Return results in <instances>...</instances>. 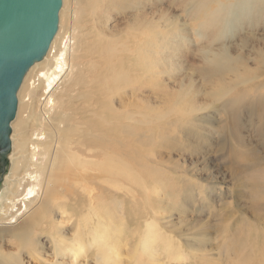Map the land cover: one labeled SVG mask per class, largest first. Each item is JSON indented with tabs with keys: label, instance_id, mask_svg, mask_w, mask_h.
Here are the masks:
<instances>
[{
	"label": "rangeland",
	"instance_id": "374dc122",
	"mask_svg": "<svg viewBox=\"0 0 264 264\" xmlns=\"http://www.w3.org/2000/svg\"><path fill=\"white\" fill-rule=\"evenodd\" d=\"M66 2L70 4L69 0ZM215 7V2L207 0H102L95 14L82 12L83 15L74 9L75 14L61 12L60 42L67 34L74 39L77 37L87 59H81L74 73L64 77L56 89L55 97L62 101L52 113L62 127L58 141L62 143L66 135L74 150H81V141L90 148L92 160L102 159L107 165H115L121 189L110 188L107 172H100L99 179L94 178L90 183L91 197L80 195L76 189L66 192L63 186H58L59 201L65 204L62 208H67L71 215L53 214L52 223L49 222L50 226L39 238L42 245L35 254L33 243L30 248L19 244L24 236L11 237L16 229L9 228L16 222L0 219V254H5L8 263L13 264L20 255L22 264H73L77 260L78 264H133L130 259L136 254L135 249H140L137 244L146 234L145 220H153L164 232L172 233L174 243L181 244L183 257L180 261L168 260V252L147 242V248L155 253L154 258L148 260L150 264H264V240L260 238L264 236V211L251 205V196L256 195L257 202L264 205V187L261 189L264 165H260L262 160L264 162V139L258 133L264 117L251 116L244 107L234 127L224 112L215 109L216 104L229 96H239L240 100L243 97L241 103L254 101L248 93L264 79V74L259 75L264 60V4L254 8L253 19H258L257 23L249 17L251 22L217 23L227 14L214 16ZM252 37L253 41L246 42ZM146 39H150L151 44L150 71L145 70L143 55L134 56L137 59L134 67L128 63L131 56L123 55L122 85L112 93L104 90L112 81L102 78L110 76V68L119 67L105 64L103 45L113 41L122 48L138 50ZM89 59L95 64L87 61ZM204 72L210 77H205ZM93 76L96 77L94 84L90 82ZM129 79L134 84H129ZM234 81H239L238 86L232 85ZM90 84L98 97L89 92L80 96ZM231 87L235 89L230 91ZM218 90L227 92V96H216ZM30 100L21 108L25 120L13 122V139L17 145L28 137L27 133L39 127L38 99L31 97ZM177 102L205 107L198 113L205 116L204 121L197 123L203 135L186 136L179 131V122L168 124L180 119V114L174 116L167 112L168 106ZM94 103L98 112L92 109ZM116 105V117L124 111L135 113V117L128 121L122 116L120 126L107 127L97 116H109L114 112L112 106ZM70 121L78 131L67 130L66 124ZM123 124L132 130L125 131ZM217 126H221V130ZM102 130L106 131L105 135L98 136ZM17 156L15 153L14 157ZM26 160L23 159L14 172V177L18 174L21 177L19 182L14 177L9 178L6 194H11V189L18 184L19 192H25L29 180L25 171H34V167L26 165ZM254 161L257 164L252 166L253 171L250 167L244 168L245 163ZM154 166L161 170L156 191L154 178L149 177ZM140 175L145 188L139 186ZM108 202L112 209L103 207ZM158 202L162 207L159 210ZM109 212L111 216L106 217ZM152 213L159 219H154ZM119 218H123L126 228L115 237L117 245L113 253L117 261L98 259L96 247L88 242L75 260L66 250L57 253L53 249L58 239L70 243L81 239L76 234L81 225L98 228L105 220L110 224ZM21 221L16 224L20 225ZM187 238L191 245L187 244Z\"/></svg>",
	"mask_w": 264,
	"mask_h": 264
},
{
	"label": "bare ground",
	"instance_id": "6f19581e",
	"mask_svg": "<svg viewBox=\"0 0 264 264\" xmlns=\"http://www.w3.org/2000/svg\"><path fill=\"white\" fill-rule=\"evenodd\" d=\"M66 1L68 0H63V5L59 12V26L61 25L60 15L62 11H67V12L69 11V14H75L73 12L74 10H77L81 13L83 12L84 14H90V13L95 14L98 10L97 7L100 1L102 0H69L70 1L69 5L67 4L68 2ZM207 1H213L216 3V7L212 10L214 16L220 17L223 13L227 14V17L225 19L224 18L219 19L217 20V23H240L241 20L242 23H245L246 21H249L248 17L252 19L254 18L253 17V15L255 14L254 8L260 4H264V0H224L226 1V3L221 0H207ZM251 21L252 20H250L249 22ZM257 21L258 19L257 20L255 19L253 23H257ZM59 26L56 35L54 36L51 42L50 48L46 56L41 61L35 63L30 67L28 73L26 74L18 90V107H17L16 115L10 123L12 132L10 134L11 150L8 155L9 170L4 175L3 184L0 189V202H1L0 219H6L7 223H12V224H14L15 222L18 223L19 219H22L20 225H17L15 223L13 227L11 226L12 228H9V229H16L14 232H12L11 237L17 234L18 237L24 236L22 242H19V244L26 245L28 248H30L29 247L30 243H33L34 247L32 248V250L34 251V254L37 251L36 250L37 247L40 248L42 245V241L39 238L45 234L46 229H48L47 228L48 225L50 226L49 222L52 223L51 220L53 214L57 213L61 215L63 214L71 215V213L67 211L68 210L67 208H62L65 206V204L61 202V200L59 201L58 186H63L66 192L72 193L76 189L80 195H83L84 197H91L92 188L90 187V183L94 180V178L96 180L99 179L98 175L100 174V172H107L109 175L106 177L109 179L108 182L110 188L115 189L116 191H119V189H121L120 178L119 179L116 178L119 177V173L115 165H113L112 163L111 166L107 165V163H105L102 159L99 160L94 158V160H92L90 157V148H88L87 145L81 143V141H79L80 143L79 147H81V150L78 149L74 150L69 146V142L67 136L65 135V132H64L65 138L63 142L61 143L58 141L62 127H60L59 124L55 121V118L53 117L52 113L55 111L56 108H59V106H61L62 101L55 97V92L56 89L58 88L59 83L64 79V77L73 74L74 71L77 69L75 65L78 62H80L81 59L85 58V56H83V44L77 39V37L74 39L73 35L67 34L60 42L61 39L60 37L62 36L59 34L60 32ZM223 26L224 25H222V27ZM197 34L200 35L199 31L197 32ZM253 39L254 37L250 38L246 42H251L253 41ZM149 43H150V39H146L145 41L142 42V47H140V49L138 50H135L131 47L122 48L121 45H118L116 42L113 41L103 45V48H105V52L103 53L105 64L119 67V68H115V67L110 68L109 70L110 76H108L107 78H102L103 80L112 81V85L109 86L106 84V88L104 90L110 91L112 93L114 89H116L119 85H122L121 82L124 80V77L122 75L120 67L123 66L124 64L123 63L124 60H122L123 55L127 56L128 54L131 56V57L128 56L129 58L128 63L131 64L133 67L137 61V59L134 58V56L143 55L145 59L144 61L145 70L146 72L150 71L149 69L151 67V61L149 59V53H150L151 44ZM87 61L92 63V65L95 64L93 60L89 59ZM259 71H260L259 75L260 73L262 75L264 74V60L259 67ZM215 72L222 73L223 71L221 72L220 70H216ZM204 75L205 77H210L208 72H204ZM214 75L218 76L220 74H214ZM95 81H96V77L95 76L91 77L90 82L94 84ZM129 84H134V82L131 79H129ZM238 84L239 81H234L232 83L234 87L238 86ZM234 87L229 88V90L231 91L232 89H235ZM252 88L253 89L251 93H248L249 94L248 97H250L254 101H249V103H241L243 97L240 100L239 96H237L236 98H232L231 96H229V98L225 100L222 99V101H220L219 104L215 105L216 111L224 112L227 115L226 117L229 119V122H232L231 124L234 127L238 122L239 112L244 107L247 108L249 115L251 116L258 115L260 119L262 118V115L264 117V79L258 81V83L255 84ZM85 92H89L91 94L96 95V92L93 91L92 84L88 86L87 91L85 90L84 92H81L80 96ZM221 92L222 90H218L216 96H221L225 94L227 96V92H223V93ZM31 97H36L38 99L37 100L38 102L36 104L37 107L36 113H37V121L39 123V127L34 129V131L27 133L26 135H28V137L23 139L20 145H17L15 144V140L13 139V133H14L13 122L19 121V119L22 121L25 120V118H22V116L24 115H23V110H21V108L25 107L28 103L31 102L30 100ZM23 99H27V101L24 102ZM94 101L95 100H93V102ZM173 104H170V106H168L170 107V109L167 112L169 113L171 112L175 114L174 116L177 115L176 113L180 114V119L178 118L176 121L173 119L174 121L172 122L169 121L168 124L174 125L176 124V122H179L178 124L181 125V127H179V131H181V133L186 136L192 135L193 137H197L203 135V132L201 131L199 124L197 125V123H201V121L202 122L204 121L203 118L205 116H199L198 113L201 112L205 107H198L192 103L189 104L188 102L186 103L177 102L174 105ZM92 109L98 112L96 103L93 104ZM111 109L114 112L109 116L108 115H103V117L101 115L97 116L99 120L100 118H102L103 122L107 125V127L109 126L112 127L114 125L120 126L121 120H119V118L122 116L128 121L130 120L133 121L135 117V113L131 111H124V113L122 112L119 113L120 117L118 118L116 117L117 115L116 111L118 110L117 105L115 107L112 106ZM164 111H166V109ZM154 115H157L158 117V114H154ZM161 115H163L162 112ZM164 115H166V113H164ZM166 116L164 118H166ZM186 116H190V118L186 119L185 118ZM140 122H142V120ZM260 122H261L260 126L262 127L260 128L261 130H259L258 133H260V135H262L264 139V121L260 120ZM66 127L67 130L69 128H73L76 129V131H78L76 125L71 121L66 124ZM219 127L221 130V126ZM219 127L217 126V128ZM255 127L256 126H254V129ZM123 128L125 131L132 130L130 127L126 126L125 124H123ZM105 133L106 131L102 130V132L98 136H101V134L105 135ZM226 135L227 134L224 135L225 139H226ZM19 148L22 150H19ZM45 152H47L46 157H45ZM15 153L18 154L17 157H14ZM251 153L253 155V152ZM23 159H27L26 165L28 167L31 168L34 167L33 172L30 171L28 172V170L25 171L27 172V178H29L27 185H25V192H23L22 194H21L22 191L19 192V189L21 188L20 187L18 188L19 186L18 184L17 187L11 189V194H6V188L9 178L14 177V172L19 168V164H21ZM262 161L260 162V165L262 164L264 165V162ZM231 163L232 162L230 161V164ZM256 164L257 161H254L253 164L245 163L244 168L249 169L250 167L253 171L254 169L252 168V166H256ZM233 165L234 163L232 164V166ZM151 169L152 172L149 173L150 174L149 177L154 178L153 189L154 191H156L159 186L158 182L160 175H158V173L161 170L157 166L151 167ZM14 178L16 179L17 182H19V179L21 177H19L18 174ZM4 184L6 185L5 188H4ZM145 185L146 184L142 181V177H141L139 186L145 188L146 187ZM263 187L264 186L262 185L261 189ZM6 199L7 201L5 202L4 200ZM258 200L259 199L257 195L251 196V202H252L251 205H253L255 208H259L262 211H264V205L257 202ZM101 202L103 203V201ZM109 203L110 202L105 203L103 207L112 209V207L109 206ZM158 203L159 204L156 207L157 210L162 208L160 202ZM150 206L153 207L152 204H150ZM109 213H107L106 217L111 216V212ZM152 216L154 217V219L155 218L159 219L158 216H156V214L152 213ZM110 218L111 217H109V219ZM122 219L123 218H119L110 224L107 223L108 221L105 220V223L98 228L95 227L85 228L86 226L84 227L83 225H81L82 228L79 227V229L76 231L77 236L81 237V239L76 238L77 240L72 241L71 243L68 242V240L66 239H65L66 242H62L64 239L63 240L58 239L57 242H55V244L53 245V249H55L57 253H59V251L64 249L67 251L66 254L68 253L71 259L75 260L77 256L82 253V248L84 246L86 247L88 242L90 243V245L93 244L92 245L93 247H96L97 252L99 253L98 259L107 258L117 261L118 257L113 253V249H116L115 246L117 245L115 244L116 243L115 241H117L115 237L120 235V233H122L126 228V226H124V222ZM38 222H39L38 225L40 226L37 225ZM58 222L61 224L60 221ZM145 224L146 227L144 231H146V234L143 236L142 240L137 244V246H139L140 249L138 250V247L137 250L135 249L134 253L136 254L132 259H130L132 263L150 264L148 260H152L154 258L153 256L155 255V253L151 252L150 250L151 248H147L149 242L153 246L159 245L160 247H158V250L162 249L161 250L162 252H168L167 254L168 260L173 259L176 261H180L183 257V253L180 251L181 244L173 242L174 241L173 236H171L172 233L169 234L164 232L160 227L157 226V224L153 220L151 221L145 220ZM49 236L51 238H54L52 237L53 236L52 234H50ZM87 237L88 239L86 240ZM260 238L264 240V236L263 238L262 237ZM188 241L189 240L187 238L186 241L187 244L189 243ZM189 244L191 245V243ZM200 245L203 246V243L201 242ZM21 246H17V248L20 249ZM74 246L77 248H75ZM169 253H174V254H169ZM38 256L40 255L38 254ZM16 262H20L22 264V259H20V255H17L15 257V260H13V264H16ZM78 263L79 262L77 260L73 264H78ZM0 264H10L7 262L6 256L3 253L0 254Z\"/></svg>",
	"mask_w": 264,
	"mask_h": 264
},
{
	"label": "water",
	"instance_id": "95a60500",
	"mask_svg": "<svg viewBox=\"0 0 264 264\" xmlns=\"http://www.w3.org/2000/svg\"><path fill=\"white\" fill-rule=\"evenodd\" d=\"M63 0H0V189L9 170L11 121L30 67L47 54Z\"/></svg>",
	"mask_w": 264,
	"mask_h": 264
}]
</instances>
